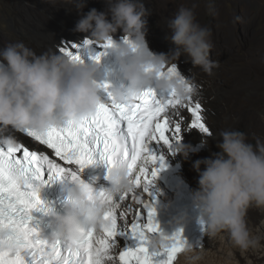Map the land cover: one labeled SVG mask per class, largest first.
<instances>
[{"label":"clouds","instance_id":"clouds-1","mask_svg":"<svg viewBox=\"0 0 264 264\" xmlns=\"http://www.w3.org/2000/svg\"><path fill=\"white\" fill-rule=\"evenodd\" d=\"M86 2L74 0V8L81 13L75 30L82 32L75 37L81 35V38L70 36L63 39L59 47L66 42L81 45L83 60H74L59 49L36 54L22 42L0 49V133L26 128L44 131L66 121L79 122L93 113L104 100L100 90L106 81L102 78L106 75L107 65L109 69L113 68L109 65L112 57L118 66V75L127 82L120 87H111L116 100L130 99L146 88H153L161 94L174 92L180 100L189 96L196 98V81L192 76H186L176 61L181 55H187L195 67L209 75L218 66L211 59V29L200 24L191 8L181 6L167 19L166 26L175 47L164 53L158 52L146 39L149 10L143 0H106L104 11L91 8L83 12ZM215 11L214 0H208V14L214 15ZM121 30L123 33L115 34ZM109 39L112 45L102 47ZM85 40L93 43L86 45ZM97 53H103L99 61L92 58ZM173 65L177 71L168 72L166 68ZM200 103L212 133L205 115L206 107ZM180 111L184 121H188L190 113ZM220 137L219 152L193 162L198 173V187L193 190L192 199L199 215L183 213L159 220L161 226L169 225L175 219L177 223L186 220L189 224L187 228L185 223L183 230L187 243L177 255L175 264H203L206 250L200 240L205 235L208 239H216L226 234L232 245L242 251L264 247V235L250 228L247 221L250 209L264 212V140L254 136L253 143L248 133L240 129L222 131ZM13 143L12 135L0 134V144ZM192 151V146L184 143L182 131L181 138L172 142L169 152L187 159ZM178 162L182 167L179 175L193 188L192 182L181 174L184 163ZM105 179L107 189L113 192H131L136 187L128 168L120 161L107 167ZM68 180L62 210L48 207L45 213L50 217V235L74 244L86 235L89 228L101 227L105 208L93 199L97 191L94 182L80 175L77 180L70 177ZM173 233H149L148 246L154 251L170 247Z\"/></svg>","mask_w":264,"mask_h":264},{"label":"snow or ice","instance_id":"snow-or-ice-1","mask_svg":"<svg viewBox=\"0 0 264 264\" xmlns=\"http://www.w3.org/2000/svg\"><path fill=\"white\" fill-rule=\"evenodd\" d=\"M92 43L84 41L86 45ZM111 45L109 39L102 47ZM80 47L66 42L59 50L74 60H83ZM101 55L92 58L99 61ZM166 70L175 73L177 67L168 66ZM101 87L106 97L81 121H66L44 131L22 130L52 149L63 166L22 144H0V264H175L187 243L183 230L178 229L170 237V247L154 251L148 246L149 233L163 234L149 189L167 166L162 149L166 146L170 151L172 142L181 138L182 123L188 129L211 134L202 104L193 96L180 100L174 92L161 94L153 88L130 99L116 100L106 83ZM181 109L190 113V121H184ZM97 161L106 167L123 162L135 189L97 190L93 199L105 208L103 223L98 229L89 228L74 244L44 235L33 215L47 210L40 188L65 177L77 180L80 171ZM141 187L142 193L148 194L147 202L137 195ZM129 194L140 205L134 211L132 205L123 203ZM129 212H133L130 220Z\"/></svg>","mask_w":264,"mask_h":264},{"label":"rangeland","instance_id":"rangeland-1","mask_svg":"<svg viewBox=\"0 0 264 264\" xmlns=\"http://www.w3.org/2000/svg\"><path fill=\"white\" fill-rule=\"evenodd\" d=\"M207 2L208 0H143L149 10L147 22L149 19L154 22L146 39L156 50L163 51L157 44L154 31L165 25L164 34L170 32L166 26L167 19L181 6L191 8L200 24L211 29L212 53L216 47L225 53V62L221 65L223 69L220 70L232 72L227 84L222 85L227 90L223 97L241 100L240 103L246 106V110L258 114L264 124V114L261 116L250 106L256 103L264 110V0H214V15L208 14ZM91 8L104 11L106 0H87L83 12ZM80 18L81 13L74 8V0H0V49L11 43L22 42L36 54L44 53L53 49L50 40L46 39L50 34L62 33L59 36L68 39L67 31L75 29ZM122 32L117 31L115 34ZM72 37L80 39L81 35ZM229 51L233 52L229 55ZM212 60L215 61L214 58ZM240 70L243 72L240 73ZM204 78L206 79L205 76ZM207 80L206 83L209 81ZM195 96L198 97L196 94ZM211 110L209 116L206 114V119L215 131L240 129L248 133V138L253 143L254 136H264L254 135L246 121L236 119L238 115L243 117L245 111L233 109L229 114H220L213 108ZM11 131L21 138L20 141L30 144L19 131ZM0 134L7 135L5 132ZM183 135L184 143L187 144V135ZM182 159L186 164V159ZM187 177L196 189L198 180H193L189 175ZM253 210L256 212L251 215ZM247 221L250 228L264 235V212L250 209ZM206 240L213 239L206 237ZM214 243L215 248L206 251L203 264H264V247L242 251L232 245L226 234L214 239Z\"/></svg>","mask_w":264,"mask_h":264},{"label":"bare ground","instance_id":"bare-ground-1","mask_svg":"<svg viewBox=\"0 0 264 264\" xmlns=\"http://www.w3.org/2000/svg\"><path fill=\"white\" fill-rule=\"evenodd\" d=\"M220 17H222V16H220ZM153 25H154V22L151 19H149L147 22V34H146V36L151 33L150 28ZM164 29H165V25L159 26L158 29L155 30L154 32L157 35L158 46L165 53H167L171 49H173L175 47V45H173L171 40H170L171 32L164 34V32H165ZM67 32H68L69 37L79 35L80 33L82 34V32H78L75 29H70ZM59 35L50 34L48 36L49 38H46L47 40H50L49 41L50 46H52V48L54 50L60 49L59 47L63 43L62 41L64 38L62 36H59ZM63 35H65V34H63ZM163 51H161V52H163ZM223 52L220 51L217 47L214 48L213 53L211 50V59L214 58L215 62H217V64H218V66L214 67L212 69V73L210 75L208 73L204 72L201 68L195 67L191 63V60L188 58L187 55H181L176 62L180 63L181 66L184 68L186 76H192L194 78V80L196 81V83L198 85V91L195 93L198 96V97H196V99L203 102V104L206 107L205 113L208 116L210 114L211 108L215 109L217 112H220V114H229L233 109H236L238 111H245V115L243 117L239 116L238 114H237L238 116H236V114H234L236 116V119L238 121L239 120L241 121V119L246 121L248 123V125L250 126V129L252 130L254 135H257V136L258 135H264L263 120L259 116H257L258 114L255 115L256 114L255 112H254L255 113L254 114L250 110H246V106L241 104L242 102L240 103L241 100L237 101L233 97H231L232 99H230V98L228 99L227 97H223V94H225L227 90H226V88H223L222 85L224 83L227 84V82H228L227 80H229V78L232 76V72H230V71H221L223 69V68L221 69V65L223 62H225V56H224L225 53H223ZM232 52L229 51L228 52L229 55ZM239 72L242 73L243 70H240ZM204 76L206 77V79L204 78ZM204 79L205 80L208 79L209 81L207 80L208 82L206 83V81ZM203 81H205V82H203ZM205 90H207V91H205ZM195 94H194V96H195ZM205 95H207L206 98H205ZM250 106L252 108H254L259 114H261V116H262V114H264L263 108L261 106L257 105L256 103H252V105H250ZM213 120H214L215 126H216V119L214 118ZM188 121H190V119ZM218 127H220V126H218ZM222 131H228V130L219 129V130L215 131V129H214V131H212L211 135H208V134H204V133L200 132L198 129H195V128H189L188 129L187 127H184L183 133H185L187 135V138H186L188 141L187 144H190L192 146V148L194 149V151L189 153L188 158L185 160L186 164H185L184 160L182 159V156H180V155H177L175 157V159H176V161H183L184 164H182V165L184 167H183V170L181 171V173L186 178H188L187 176L189 175V176H191V178L193 180L194 179L198 180V173L193 168V162L197 159L209 157L213 153L220 151V149L217 147V144L222 139L220 137V133ZM259 138L264 140V136L259 137ZM202 140H206V143H202ZM201 167L203 168V165H201ZM186 174H187V176H186ZM192 187H193L192 188V192H193V190L195 189L194 184H192ZM125 202L128 203L129 201H125ZM255 212L256 211L253 210L251 212V215H254ZM206 237L207 236L205 235L204 238H201L200 242L202 243L204 249L208 252V251L213 250L215 248V243H214V239L208 241V240H206Z\"/></svg>","mask_w":264,"mask_h":264},{"label":"trees","instance_id":"trees-1","mask_svg":"<svg viewBox=\"0 0 264 264\" xmlns=\"http://www.w3.org/2000/svg\"><path fill=\"white\" fill-rule=\"evenodd\" d=\"M8 134H9V135H12V136H14V137H17L16 134L13 133L11 130H8Z\"/></svg>","mask_w":264,"mask_h":264},{"label":"water","instance_id":"water-1","mask_svg":"<svg viewBox=\"0 0 264 264\" xmlns=\"http://www.w3.org/2000/svg\"><path fill=\"white\" fill-rule=\"evenodd\" d=\"M182 174V173H181ZM183 175V174H182ZM184 176V175H183ZM185 177V176H184Z\"/></svg>","mask_w":264,"mask_h":264}]
</instances>
